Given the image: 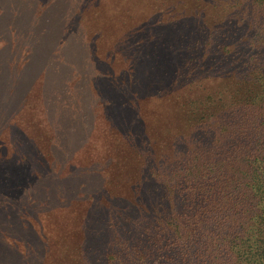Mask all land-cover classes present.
Returning a JSON list of instances; mask_svg holds the SVG:
<instances>
[{"label": "trees", "instance_id": "1", "mask_svg": "<svg viewBox=\"0 0 264 264\" xmlns=\"http://www.w3.org/2000/svg\"><path fill=\"white\" fill-rule=\"evenodd\" d=\"M66 1L46 0L42 19L27 15L19 2L6 6L0 1V30L31 37L32 55L26 61L39 53L52 59L53 69L76 70L75 52L63 54L68 43L59 44L57 36H66L55 32L66 24L62 22ZM220 7L217 11L228 16L211 22L216 24L211 36L217 40L200 36L190 48L184 44L192 40V31H184L178 56L187 54L190 63L181 82L150 83V100L143 102L139 90H121V85L105 78L102 95L107 99L101 103V114L106 133L113 135L108 131L113 130L120 141L95 156H112L111 166L121 172L111 177L105 171L103 194L96 197L60 193L55 196L58 202L52 203L50 195L35 203L34 213L30 202L21 204L17 218L26 235L31 231L39 235V250L47 257L43 264H264V0H222ZM48 14L55 21L47 19ZM207 20L203 27L209 26ZM144 21L151 19L139 22ZM73 37L85 45L83 35ZM177 49L175 45V53ZM168 57L148 58L153 69L162 64L164 79L170 78L165 69ZM65 83L64 89L51 92L44 87L39 92L38 110L53 139L59 124L50 117L60 114L54 103L61 110L77 107L69 101ZM93 85L99 93L98 85ZM26 98L25 93L19 109L26 101L37 108L36 99ZM0 126V184L5 186L0 187V243L8 236L12 239L5 250L10 256L19 245L2 227L9 220L8 225L15 226L13 213L26 183L46 175L29 169L28 156L15 153L10 144V131H5L9 124ZM146 131L155 145L142 148ZM194 131L198 137L179 145L182 139L176 137ZM83 172L98 176L94 170ZM53 208L57 213L47 212Z\"/></svg>", "mask_w": 264, "mask_h": 264}, {"label": "rangeland", "instance_id": "2", "mask_svg": "<svg viewBox=\"0 0 264 264\" xmlns=\"http://www.w3.org/2000/svg\"><path fill=\"white\" fill-rule=\"evenodd\" d=\"M0 1L6 6L19 2L25 7L27 15L39 19H42L46 12L44 11L46 0ZM161 2L162 0L66 1L62 12V22L66 24L55 32L66 36V38L62 35L57 36L59 44L65 41L68 43L63 48V54L75 52L76 70L53 69L52 59L44 58L39 53L32 56L30 61H26L32 55L28 48L30 35L23 32L20 36H11L0 30V125L9 124L5 131H10V144L15 147V153L22 152L28 156L29 169L46 175V179L33 177L29 183L25 182L27 189L25 194L18 198V210L13 213L15 226L13 223L9 226L8 224L12 222L9 220L6 226L2 227L14 236L15 244L18 243L19 248L16 254L8 256L5 250L12 244V239L9 236L3 239L0 243V264H43L47 259L45 251L39 250L41 248L37 240L39 235H35L34 231L26 235L25 229L19 223L17 215L22 203L30 202L29 206H32L30 212L34 213L37 211L35 203L39 204L41 199L50 195L52 203L58 202L55 196L60 193L66 197L74 194L84 198L91 195L96 197L103 194L101 188L107 181L105 171H109L111 177L120 174L121 171L118 173L117 169L111 166L114 159L112 156H102L106 154L95 156L98 151L119 145L120 141L113 130L108 131L115 136L106 133V121L101 114L103 113L101 103L107 99L102 95L103 87L107 83L105 78L116 85H121V90H129L132 93L139 90L143 102H148L150 83L163 81L172 84L175 80L179 83L189 71L188 55L178 56V50L184 48H180L184 31L187 29L192 31V40L184 44L190 48L193 47L194 40L200 36L204 39L213 37L217 40V37L211 36V29L216 25L211 26V22L218 23L224 20L223 15L228 16L217 11L221 9L222 0H166L164 5H160ZM47 19L55 21L53 14H48ZM140 19H151L153 22L140 23ZM206 19L209 26L203 27L202 23ZM73 34L83 35L85 45L81 41H75ZM211 44L214 46L210 38L209 48ZM175 45L179 48L176 53ZM208 46L204 49L207 50ZM165 56H169L165 65L167 75L170 77L168 79L163 78L162 64H154L156 69H153L148 59L160 61ZM97 69L104 75L99 74L100 71ZM101 77L102 82L99 80ZM64 81H67L64 86L66 92H69V101L77 103V107L74 109L69 106L61 110L60 106L54 103L56 111L60 114L50 117V122L59 124L53 139L50 138L51 133L46 130L45 121L39 113L38 97L44 87L51 92L64 89ZM93 83L98 85L99 93ZM25 93L26 99H36L37 108L31 106L32 103L28 101L26 106L18 108V102L25 97ZM69 101L65 100V103L69 104ZM12 113H15L14 116ZM107 113L114 119L112 112ZM68 126H72L73 129ZM198 133L187 132L180 137H174L182 139L179 145H185L198 137ZM152 137L148 131L142 133V148L155 145ZM4 152L7 153V150ZM127 152H130L129 148L125 153ZM118 153L122 155L121 150ZM144 162L145 159L142 163ZM85 170H94L98 176L93 178L88 175L90 172L85 174L83 172ZM8 171L13 175L11 168H8ZM67 177L68 181L62 179ZM137 180L135 177L134 183ZM0 187L5 186L0 184ZM132 188H136V185H132ZM47 212L57 213V208ZM29 220L33 228L37 229L31 216ZM47 223L44 222L46 227ZM25 241L30 242L24 245Z\"/></svg>", "mask_w": 264, "mask_h": 264}]
</instances>
